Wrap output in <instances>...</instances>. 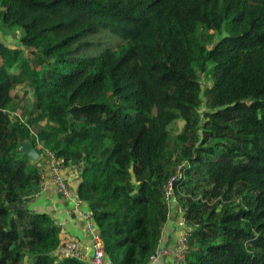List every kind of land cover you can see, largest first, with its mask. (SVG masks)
I'll return each instance as SVG.
<instances>
[{
	"label": "trees",
	"instance_id": "1",
	"mask_svg": "<svg viewBox=\"0 0 264 264\" xmlns=\"http://www.w3.org/2000/svg\"><path fill=\"white\" fill-rule=\"evenodd\" d=\"M12 27L0 264H89L60 256L69 235L31 208L41 160L21 140L80 167L75 194L111 264L149 263L172 178L193 227L188 264H264V0H0V30Z\"/></svg>",
	"mask_w": 264,
	"mask_h": 264
},
{
	"label": "built area",
	"instance_id": "2",
	"mask_svg": "<svg viewBox=\"0 0 264 264\" xmlns=\"http://www.w3.org/2000/svg\"><path fill=\"white\" fill-rule=\"evenodd\" d=\"M41 168L40 174L41 190L45 189L46 179L50 178L52 184L57 191L65 198L74 200L77 204L81 201L71 187V182L79 177V166L74 165L69 170L66 169L63 158L57 156L53 150H45L40 157ZM172 178L166 186V196L170 202L177 204V198L173 192ZM180 217L178 225L181 228L179 237L173 244L159 245L154 255H152L149 264H157L165 258L171 259V264H188L187 254L189 250V242L191 239L192 225L187 221L185 210L179 207ZM82 217L86 222V231L91 238L90 245H84L77 238L68 236L64 244L61 245L58 253L63 257H72L84 260L86 252L92 250V264H104L106 261V249L101 232L94 221L92 212H83Z\"/></svg>",
	"mask_w": 264,
	"mask_h": 264
},
{
	"label": "crops",
	"instance_id": "3",
	"mask_svg": "<svg viewBox=\"0 0 264 264\" xmlns=\"http://www.w3.org/2000/svg\"><path fill=\"white\" fill-rule=\"evenodd\" d=\"M78 185V180L71 182L73 191L75 192ZM31 208L37 212H46L56 220V222L66 232L65 234L77 238L84 245H90L91 238L86 231V222L82 217L83 212H91L86 202L77 204L74 200H70L61 195L56 187L52 184L50 178L46 179L45 189H42L36 200L31 204ZM170 219L164 228L162 241L160 245L173 244L181 233V228L178 225L180 212L177 204H172ZM84 261L89 264L92 259V250L87 251ZM104 264H111L108 260ZM149 264V263H148ZM157 264H171L170 258H165Z\"/></svg>",
	"mask_w": 264,
	"mask_h": 264
},
{
	"label": "rangeland",
	"instance_id": "4",
	"mask_svg": "<svg viewBox=\"0 0 264 264\" xmlns=\"http://www.w3.org/2000/svg\"><path fill=\"white\" fill-rule=\"evenodd\" d=\"M3 31L0 30V39L5 41L6 43H8L11 46H16L19 43V37L21 36L22 32L18 27H12L9 30H6V33H2ZM207 83L204 81V87H206ZM209 85H211V82H209ZM205 102L208 101V95L206 94V92H204L203 95ZM176 131L175 134H178L180 132V128H181V122H178L175 125ZM171 151L174 153L175 148L172 147ZM40 159V158H39ZM175 204V203H173Z\"/></svg>",
	"mask_w": 264,
	"mask_h": 264
},
{
	"label": "water",
	"instance_id": "5",
	"mask_svg": "<svg viewBox=\"0 0 264 264\" xmlns=\"http://www.w3.org/2000/svg\"><path fill=\"white\" fill-rule=\"evenodd\" d=\"M18 151L28 155L31 162H35L41 157L40 152L30 140H21L18 145Z\"/></svg>",
	"mask_w": 264,
	"mask_h": 264
}]
</instances>
